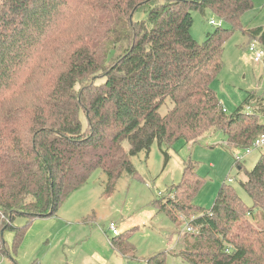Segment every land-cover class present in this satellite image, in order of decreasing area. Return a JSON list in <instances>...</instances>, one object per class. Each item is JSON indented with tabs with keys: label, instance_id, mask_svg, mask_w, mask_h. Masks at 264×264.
Returning a JSON list of instances; mask_svg holds the SVG:
<instances>
[{
	"label": "trees",
	"instance_id": "obj_1",
	"mask_svg": "<svg viewBox=\"0 0 264 264\" xmlns=\"http://www.w3.org/2000/svg\"><path fill=\"white\" fill-rule=\"evenodd\" d=\"M252 9V0H0V253L5 231L15 234L14 251L25 237L16 218L56 216L96 170L107 177L109 198L124 173L136 175L131 158L155 143L169 148L222 131L228 147L246 149L264 135L262 107L227 115L212 89L236 29L264 48V27L244 30L240 22ZM208 10L230 28L199 44L192 13ZM245 177L251 207L224 183L206 210L194 205L204 179L185 166L169 189L174 198L154 203L176 226L178 213L190 219L193 231L184 233L176 258L264 264V227L249 219L255 210L264 219V153ZM130 237L116 236L112 246L136 259ZM167 257L146 264H167Z\"/></svg>",
	"mask_w": 264,
	"mask_h": 264
},
{
	"label": "rangeland",
	"instance_id": "obj_2",
	"mask_svg": "<svg viewBox=\"0 0 264 264\" xmlns=\"http://www.w3.org/2000/svg\"><path fill=\"white\" fill-rule=\"evenodd\" d=\"M252 1L253 9L241 17L244 30L264 27V0ZM192 17L191 34L199 44L216 30L210 21H222L209 10L205 15L193 12ZM143 19L144 14L135 16V20ZM222 28H230V24L223 21ZM252 45L257 51L264 49L241 29H236L225 43L224 68L213 81L212 89L227 115L243 106L245 113H252L256 104L257 113L264 109V61L255 62L256 53L250 51ZM168 106L161 109L162 115L167 113ZM261 120L264 122V115ZM235 151L244 149L228 147L222 131H210L188 144L180 140L169 148L155 143L149 154L141 152L131 158L136 175L124 173L109 198L104 195L107 177L102 170H96L80 191L60 205L56 216L32 221L16 218L14 226L24 228L25 237L14 251V232L3 233L7 249L0 253V264H146L159 253L168 254L167 264H188L176 258L175 253L182 246L189 217L178 213L181 225L176 226L167 214L158 212L154 203L160 199L168 203L174 198L169 189L181 183L185 166L191 164L204 179L194 205L210 210L221 186L231 183L251 207L253 202L241 182L246 180V172L257 165L264 147L244 158L242 171L237 166ZM261 213L255 210L249 217L257 228L264 227ZM111 222L116 223L120 235L131 232L130 243L136 249V259L116 255L112 246L115 236L109 229Z\"/></svg>",
	"mask_w": 264,
	"mask_h": 264
},
{
	"label": "built area",
	"instance_id": "obj_3",
	"mask_svg": "<svg viewBox=\"0 0 264 264\" xmlns=\"http://www.w3.org/2000/svg\"><path fill=\"white\" fill-rule=\"evenodd\" d=\"M210 25H212V26H214L216 28H222L223 21L217 22L215 20H211L210 21ZM250 51L256 53L255 62L260 63V62L264 61V49L257 51L256 48H255V46L252 45L250 47ZM262 147H264V135H262L258 139H256L254 141V143L251 145V147L244 149L243 152H241V151H235L236 152L235 153V160H236L237 164L238 163H242V161L244 160V158L246 156L250 155L253 152V150L259 149V148H262ZM229 182H232V180H229ZM187 226H188L187 227V232H192L193 229L189 225H187ZM109 229H110V231L112 232V234L115 237L120 235L116 223L111 222L109 224Z\"/></svg>",
	"mask_w": 264,
	"mask_h": 264
},
{
	"label": "crops",
	"instance_id": "obj_4",
	"mask_svg": "<svg viewBox=\"0 0 264 264\" xmlns=\"http://www.w3.org/2000/svg\"><path fill=\"white\" fill-rule=\"evenodd\" d=\"M256 105H257V104H256ZM256 105H254V107H256ZM114 223H115V222H114ZM115 253H116V252H115ZM116 255L119 256V257H122V256L118 255L117 253H116ZM122 258H124V257H122Z\"/></svg>",
	"mask_w": 264,
	"mask_h": 264
}]
</instances>
